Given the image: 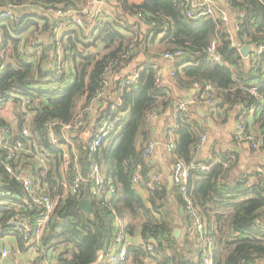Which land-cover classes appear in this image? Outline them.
Segmentation results:
<instances>
[{"label":"trees","instance_id":"trees-1","mask_svg":"<svg viewBox=\"0 0 264 264\" xmlns=\"http://www.w3.org/2000/svg\"><path fill=\"white\" fill-rule=\"evenodd\" d=\"M187 1L106 0L108 9L79 26L74 17L88 7L89 0H0V10L13 14L0 20V99L23 95L35 104L28 113L17 110L13 122L0 118V129L7 128L31 151L19 153L9 164L28 168L40 191L57 202L38 245L42 257L51 252L56 264H100L99 254L107 253L120 233L118 217L130 239L129 264H201L194 240L187 234L174 236L179 227L173 205L186 212V199L175 188L169 191L167 181L149 189L153 168L144 158L152 141L151 116L175 106L170 89L157 83V61L180 51L181 58L171 67L177 85L211 86L219 100L216 109L239 111L246 134L262 141L260 149L249 152L250 162L243 163L241 151L221 152L209 161L213 164L209 171L191 170L188 199L214 235V264H264V159H257L264 157V53L252 51L247 58L241 54L244 46L264 45V0H214L235 21L237 30L219 18L188 17L192 9ZM59 11L69 14L59 17L55 14ZM65 23L66 33L58 40L56 31ZM44 32L51 37L52 50L30 41ZM213 43L220 62L210 57ZM141 54L156 62L138 68L136 81H132L135 74L117 78ZM251 112L253 125L246 119ZM79 115L85 125L68 134L75 153L65 173L62 151L49 143L50 126L63 138V128ZM119 116L109 137L90 154L88 147L99 126ZM169 132L174 137L173 163L196 162L204 127L180 112ZM37 146L46 151L43 162ZM5 159L0 146V190L8 193L0 199V235L13 233L11 219L33 221L37 213L23 184L6 171ZM77 163L85 175L97 164L104 180L102 196L90 194L94 182L83 190L92 204L89 222L77 213L78 198L65 187L74 184ZM137 173L148 190L146 198L133 185ZM140 238L144 244L138 242ZM19 240L26 243L21 236ZM150 241L155 242V255L144 246Z\"/></svg>","mask_w":264,"mask_h":264},{"label":"built area","instance_id":"built-area-1","mask_svg":"<svg viewBox=\"0 0 264 264\" xmlns=\"http://www.w3.org/2000/svg\"><path fill=\"white\" fill-rule=\"evenodd\" d=\"M187 3L191 6L192 12L188 11L187 16L192 17L195 14V18H219L222 20L223 23L229 25L230 17L229 14L222 10L214 0H188ZM0 20L12 17L11 12L5 13L4 11L0 10ZM101 11H97L94 15L91 13L90 7H86L82 9L78 15L74 17L76 24L79 26H83L85 20L89 19L90 16L95 17ZM59 17H64L68 15V12H57L55 13ZM108 15V14H107ZM238 27H236V30ZM216 45L215 43L212 44L210 48V57L214 61H221V58L216 54ZM253 52L257 54L264 53V45L260 47L251 46ZM182 53L180 51L176 52L175 54H166L164 59L171 63L178 58H181ZM158 79L157 83H161V72L158 70ZM172 76L174 73L172 72ZM138 74L133 76L132 81H136ZM200 91V102L205 104L207 107L211 109H216L219 105V100L214 97V92L211 86H207L206 88L202 89L200 86L196 85ZM256 97L258 94L254 91L252 92ZM13 102H16L14 104ZM10 105H16L19 112L28 113L34 107L35 104L31 103L30 100L23 96V95H13L11 99H0V109H4ZM187 113V117H190L188 112V105L185 103L180 104L177 108L172 112V125L170 127L173 128L178 118L179 113ZM121 116V115H120ZM120 116L117 117L114 121L109 118L108 120L104 121L101 126L95 132L96 137L93 141L89 144L88 150L90 154H94L97 152L99 147L103 144L104 139L109 137L111 131L114 128V125L120 121ZM157 115H152L151 119L154 121ZM85 121L83 119V115H79L76 119L74 124L66 125L63 128L64 137L60 138L56 136V134L52 131L50 126L49 132V143L51 146L55 147L56 149H60L62 151V169L65 173H67L68 169L72 164V156L75 153V146L73 141L68 136L69 133H76L80 131L82 127H84ZM169 129V130H170ZM170 133V132H169ZM172 135V133H170ZM23 136L28 137L29 132L27 130L23 131ZM234 141L239 142L240 144H246L252 147L253 149H260L262 147V141L257 139L255 136L251 134H246L244 126L241 122L238 123L234 136ZM206 142L205 136H203L199 143L196 146V152L199 153L202 149L203 145ZM0 146L6 152V159H5V169L8 174L15 177L18 181L23 184L24 192L29 196L30 200L32 201V207L36 210V217L33 221H29L23 217H16L9 221V230L13 233L19 234L23 237V239L29 244H36L39 245L42 242L43 236L46 233L47 227L51 221L52 214L57 206V202L47 193L40 191V187L36 182L35 177L32 175L30 170L26 167L18 166L13 167L10 166L9 161L15 159L19 153L26 152L31 153L29 149H26L25 145L17 140L15 141L12 137L11 132L7 128L0 129ZM168 151L170 155L174 150V137L170 139V143L168 145ZM156 148V143L151 141L147 144L145 151H144V158L147 163L150 162L152 156L154 155ZM36 152L39 159L43 162V157L47 156L46 151L43 147L37 146L35 147ZM213 167V164L209 163H201V162H194L190 166H187L182 161H177L174 166L172 179H173V187L182 195L187 201L186 207V214H187V231L186 234L188 235L189 239L196 243V248L198 251V255L200 258L201 264H214V257L213 251L215 249V238L213 233L207 229L203 222H201L200 218L198 217L192 202L188 199V186L190 181V171L197 170L200 172L209 171ZM75 172V179L74 184L71 187H68L67 183L65 187L67 191H72L74 195L77 196L79 201V207L77 213L86 221H91L90 214L85 212L81 207L80 204L83 200H88L84 197V189L89 183H95V185L91 188L90 194L92 196H102L104 193V180L100 173V168L97 164L91 166V169L87 175L81 172L80 167L74 165ZM143 179L139 173H137L133 177V185L135 189L140 193L144 194L142 191L141 184ZM166 182V179L163 175L159 173L152 172V179L151 182L148 184L149 189H154L155 187L162 186ZM1 185V179H0ZM114 191L113 189L109 190V194H112ZM8 193L5 191L0 190V199L7 197ZM116 225L119 229L120 233L112 240L109 250L107 253L101 252L99 254L98 262L103 261L106 264H129L130 263V256L128 253V246L130 245V239L126 238L123 234L124 231V224L122 221L116 217ZM139 243L144 244L143 239H138ZM155 242L150 241L145 244V248L150 255H155L154 245ZM4 256L7 255L6 252L3 253ZM44 264H56L54 261L47 259ZM143 264H149L147 262Z\"/></svg>","mask_w":264,"mask_h":264},{"label":"crops","instance_id":"crops-1","mask_svg":"<svg viewBox=\"0 0 264 264\" xmlns=\"http://www.w3.org/2000/svg\"><path fill=\"white\" fill-rule=\"evenodd\" d=\"M106 0H89V7L91 13H97V11L104 10L108 6L104 4ZM139 2L140 0H134ZM229 25L232 30L236 29L235 21L230 19ZM234 27V28H233ZM68 25L65 23L60 29L56 31L57 39L61 37V33L66 31ZM28 34L25 33L22 37H26ZM35 40L37 41L35 42ZM33 44H52L51 37L47 34H37L35 37L30 39ZM30 50L31 47L29 46ZM155 63L153 58L147 57L144 54L139 55L132 63H130L119 77L133 76L138 68H140L144 63ZM157 67L161 72V83L170 89V93L175 101L174 109L167 111L160 116L157 115L156 119L152 123L151 130V140L156 143V148L154 155L150 160V165L153 168V172L163 175L168 183L169 189V179L172 177L175 163L172 161V156L168 151V145L172 135L169 133V129L172 125V112L182 103L188 105V110L190 117L193 120L198 121L205 129L206 142L203 145L200 152L197 154V161L201 163H209V161L217 159L221 152H235L241 151V159L243 163L250 162L252 147L246 144H239L233 142V136L235 129L239 123L240 112L237 110L229 109H211L205 104L201 103L200 91L195 87L181 88L177 85L175 79L172 76L171 63L166 61L164 58L157 61ZM160 83V84H161ZM15 107L14 105H10ZM3 110V109H2ZM253 112H251L246 119L253 125ZM256 155V154H255ZM261 156V155H260ZM258 157V156H257ZM215 159V160H216ZM259 161L264 159V157H258ZM143 196L148 197V190L144 186V182L141 184ZM174 189V187H173ZM174 217L177 221V229L181 230L182 236L186 234L187 227V214L185 211L178 209L174 206ZM180 212V213H179ZM19 234L8 233L6 235H0V264H44L46 261L52 260L54 263L57 261V257L54 253H48L49 257L44 258L40 255L38 250L39 246L36 244H29L26 241L24 245L19 240ZM136 241V240H135ZM134 241V242H135ZM6 252L7 255L4 256L3 253ZM100 264H106L103 261L98 262Z\"/></svg>","mask_w":264,"mask_h":264},{"label":"water","instance_id":"water-1","mask_svg":"<svg viewBox=\"0 0 264 264\" xmlns=\"http://www.w3.org/2000/svg\"><path fill=\"white\" fill-rule=\"evenodd\" d=\"M1 13V12H0ZM49 50H52L53 46L51 44L48 45ZM252 52V49L250 46H244L241 49V54L244 58H247L250 53ZM169 191H173V179L172 177L169 179ZM80 207L87 213H92V204L90 200H83L80 204ZM174 236L176 238H180L182 236V232L179 229L174 230Z\"/></svg>","mask_w":264,"mask_h":264},{"label":"rangeland","instance_id":"rangeland-1","mask_svg":"<svg viewBox=\"0 0 264 264\" xmlns=\"http://www.w3.org/2000/svg\"><path fill=\"white\" fill-rule=\"evenodd\" d=\"M64 33H66V31H64V32L61 33L62 35H61L60 39L63 38V34ZM59 54H60V56L63 55V49H62L61 46L59 47ZM17 110L18 109H17L16 106L15 107L8 106V107L4 108L3 110L0 109V118H5L7 121L13 122L14 121V118L16 116ZM237 143H239V142H237Z\"/></svg>","mask_w":264,"mask_h":264}]
</instances>
